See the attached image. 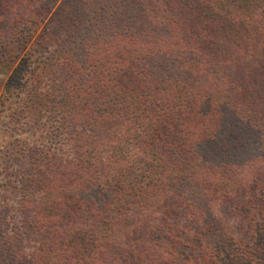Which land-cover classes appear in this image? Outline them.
Returning a JSON list of instances; mask_svg holds the SVG:
<instances>
[{"label": "trees", "instance_id": "1", "mask_svg": "<svg viewBox=\"0 0 264 264\" xmlns=\"http://www.w3.org/2000/svg\"><path fill=\"white\" fill-rule=\"evenodd\" d=\"M0 73V264H264V0H0Z\"/></svg>", "mask_w": 264, "mask_h": 264}, {"label": "rangeland", "instance_id": "2", "mask_svg": "<svg viewBox=\"0 0 264 264\" xmlns=\"http://www.w3.org/2000/svg\"><path fill=\"white\" fill-rule=\"evenodd\" d=\"M6 74H1L0 73V90L2 85L4 84L5 80H6ZM3 119V118H2ZM0 119V147L8 142L9 140L12 139V134L10 133V131L5 127L3 120ZM215 209L217 210V212L220 213V215L222 217H224L225 220H228L227 222H229L230 225H233V221L231 220V218L228 216V208L222 205H218L215 206Z\"/></svg>", "mask_w": 264, "mask_h": 264}]
</instances>
